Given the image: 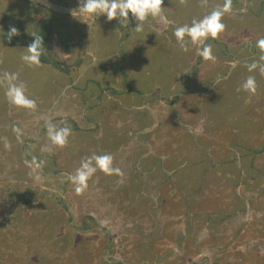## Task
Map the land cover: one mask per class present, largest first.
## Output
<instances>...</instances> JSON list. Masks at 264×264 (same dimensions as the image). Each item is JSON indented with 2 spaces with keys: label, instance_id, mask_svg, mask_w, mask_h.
Here are the masks:
<instances>
[{
  "label": "rangeland",
  "instance_id": "obj_1",
  "mask_svg": "<svg viewBox=\"0 0 264 264\" xmlns=\"http://www.w3.org/2000/svg\"><path fill=\"white\" fill-rule=\"evenodd\" d=\"M18 1L0 0V264H264V75L248 70L264 0H232L214 61L174 32L225 0H164L140 32L29 0L43 14L20 18ZM33 34L38 66L22 60ZM13 83L34 108L9 101ZM49 122L71 129L64 147ZM94 154L123 174L98 169L77 194L69 176Z\"/></svg>",
  "mask_w": 264,
  "mask_h": 264
},
{
  "label": "clouds",
  "instance_id": "obj_2",
  "mask_svg": "<svg viewBox=\"0 0 264 264\" xmlns=\"http://www.w3.org/2000/svg\"><path fill=\"white\" fill-rule=\"evenodd\" d=\"M206 2V0H205ZM181 3H186V0H181ZM163 4L164 0H79V4L71 14L77 15H106L107 21L111 22L117 20L123 27H128L131 20H135V31L140 32L143 30V24L148 17L163 18ZM232 9V0H225L222 7L214 9L209 15L201 20H193L191 26L183 25L175 29L174 35L183 51H188V45L197 46V54L200 55L205 61L215 60L212 55L211 45L206 41L209 37L216 39L224 28L225 24L221 22L225 13L230 12ZM131 13V18L129 14ZM18 35L15 27H11L7 36L8 39ZM33 41L27 46V54L22 56V60L27 62L30 66L40 65L41 56L46 51L44 48V40L42 35L33 34ZM187 37V39H186ZM257 47L264 52V38L257 41ZM264 61V55L260 57ZM259 67V71L264 75V64H257L253 62L248 65V70L252 71ZM9 81L17 79L16 74L5 73ZM245 91L255 93L256 81L255 77L249 76L242 85ZM6 95L11 103L34 108L35 101L28 99L25 96L23 83L11 84L7 90ZM48 136L53 145L64 147L67 144L68 136L71 129L67 126L57 128L56 125L48 123ZM18 131V130H17ZM6 148H10L9 144H5ZM103 171L105 174H118L123 173L119 168L113 167V157L110 154L93 155L86 158L81 162V166L77 168L73 175L69 176V180L75 185V192L77 194L83 193L88 187L89 179L96 173L97 170ZM39 179V177H37Z\"/></svg>",
  "mask_w": 264,
  "mask_h": 264
},
{
  "label": "crops",
  "instance_id": "obj_3",
  "mask_svg": "<svg viewBox=\"0 0 264 264\" xmlns=\"http://www.w3.org/2000/svg\"><path fill=\"white\" fill-rule=\"evenodd\" d=\"M29 1H31V0H29ZM25 5L31 7V12L28 13V15L31 17V19L32 18H38V14L39 15L43 14L42 12L41 13L40 12L38 13V11L40 9H37L35 6H33V5L29 4V3H24L23 0L18 1V4L14 5V9L12 7L11 10L12 11H15L16 10L15 13H17L19 15V17L22 18L23 17V14H22V12L19 13L17 11V7H22L23 8ZM6 13H8V9L7 8L5 9V11L4 10L2 11V13H1L2 14V17H0V19H3Z\"/></svg>",
  "mask_w": 264,
  "mask_h": 264
},
{
  "label": "water",
  "instance_id": "obj_4",
  "mask_svg": "<svg viewBox=\"0 0 264 264\" xmlns=\"http://www.w3.org/2000/svg\"><path fill=\"white\" fill-rule=\"evenodd\" d=\"M42 6H45L47 8L53 9V10H57V11H61V12H66V13H70L76 9L77 7H70V6H64L61 4H57L48 0H32Z\"/></svg>",
  "mask_w": 264,
  "mask_h": 264
},
{
  "label": "trees",
  "instance_id": "obj_5",
  "mask_svg": "<svg viewBox=\"0 0 264 264\" xmlns=\"http://www.w3.org/2000/svg\"><path fill=\"white\" fill-rule=\"evenodd\" d=\"M48 1H51V2H54V3H60V4H63V5H66V6H71V7H77L78 6V4H79V0L77 1V3H75V4H70V3H68V2H66V1H62V0H48ZM68 14H70V13H68ZM160 76V75H159ZM161 78H164V77H162V76H160ZM159 78L157 79V80H153V81H157V82H159ZM162 81V80H161ZM161 83V82H160ZM162 83H163V85H167V83H164L163 81H162ZM161 83V84H162ZM156 88H158V91H159V87L158 86H156ZM160 152H161V150H160ZM159 152V153H160ZM189 162V161H188ZM199 165V164H198ZM188 166H192V165H190V164H188ZM193 167L195 168L194 170H195V172L197 171V169H199L200 170V172L202 171L203 172V167H200V166H196V165H193Z\"/></svg>",
  "mask_w": 264,
  "mask_h": 264
},
{
  "label": "flooded vegetation",
  "instance_id": "obj_6",
  "mask_svg": "<svg viewBox=\"0 0 264 264\" xmlns=\"http://www.w3.org/2000/svg\"><path fill=\"white\" fill-rule=\"evenodd\" d=\"M32 1V0H31ZM34 2V1H33ZM36 3V2H35ZM57 4H60V3H57ZM61 5H63V4H61ZM64 6H66V5H64ZM71 7V6H70ZM64 13H66V12H64Z\"/></svg>",
  "mask_w": 264,
  "mask_h": 264
}]
</instances>
